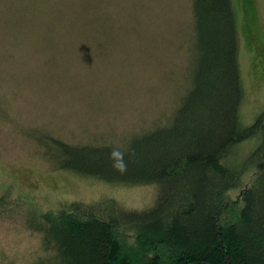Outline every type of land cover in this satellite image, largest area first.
I'll return each instance as SVG.
<instances>
[{"label":"rangeland","instance_id":"obj_1","mask_svg":"<svg viewBox=\"0 0 264 264\" xmlns=\"http://www.w3.org/2000/svg\"><path fill=\"white\" fill-rule=\"evenodd\" d=\"M253 5L264 30V0ZM193 34V0H0V264L44 256L41 219L70 201L153 202L155 185L60 168L49 136L125 146L170 122L191 85ZM239 55L240 113L251 124L264 111V81L243 34ZM241 195L229 192L234 202ZM122 240L135 246L132 233Z\"/></svg>","mask_w":264,"mask_h":264},{"label":"trees","instance_id":"obj_2","mask_svg":"<svg viewBox=\"0 0 264 264\" xmlns=\"http://www.w3.org/2000/svg\"><path fill=\"white\" fill-rule=\"evenodd\" d=\"M254 9L253 0H193L191 85L170 122L125 146L49 136L60 168L157 194L139 208L106 197L46 213L45 255L32 264H264V111L251 124L240 113V20L253 21ZM237 188L240 202L229 197Z\"/></svg>","mask_w":264,"mask_h":264},{"label":"flooded vegetation","instance_id":"obj_3","mask_svg":"<svg viewBox=\"0 0 264 264\" xmlns=\"http://www.w3.org/2000/svg\"><path fill=\"white\" fill-rule=\"evenodd\" d=\"M244 20V18L242 19ZM242 23V29L246 31L244 38L248 48H250L251 54L257 61V70H260L261 76L264 81V30L259 22V19L255 16L253 21Z\"/></svg>","mask_w":264,"mask_h":264},{"label":"clouds","instance_id":"obj_4","mask_svg":"<svg viewBox=\"0 0 264 264\" xmlns=\"http://www.w3.org/2000/svg\"><path fill=\"white\" fill-rule=\"evenodd\" d=\"M115 155L118 156L120 161H121V163H123V154L119 153V152H116Z\"/></svg>","mask_w":264,"mask_h":264}]
</instances>
